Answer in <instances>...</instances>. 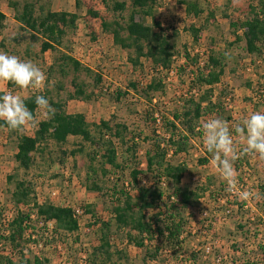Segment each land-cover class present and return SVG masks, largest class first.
Wrapping results in <instances>:
<instances>
[{
	"label": "rangeland",
	"instance_id": "374dc122",
	"mask_svg": "<svg viewBox=\"0 0 264 264\" xmlns=\"http://www.w3.org/2000/svg\"><path fill=\"white\" fill-rule=\"evenodd\" d=\"M25 1L0 0V10L6 14L5 26L0 32V51L32 61L44 71L47 79L42 90L20 89L10 82L0 81V92L4 94L11 91L22 97L45 95L47 99L62 102L68 113H82L87 122L98 123L101 120L114 119V121L126 123L131 130L142 132L139 148L133 155L135 158L127 157V154L122 151L123 148L117 145L119 150L117 160L120 162L123 161V157L129 158V160L125 159L127 163L123 173L112 172L111 175L102 179L99 157L101 151H97L77 136H69L67 142L61 145H57L53 140L48 141L46 145H41L44 148L43 152H32V167L24 173L22 169H17L14 159L15 136L10 134L7 128L0 126V208H5L4 215L0 217L3 220L0 219V222L7 221L14 210L11 197L14 185L6 181V175L10 173H15L19 178H25L32 183L37 201L50 200L56 205L80 207L83 210L78 217V231L69 233L58 230L52 234L53 224L49 223L46 226L48 233L45 230L44 237L52 236L54 240L50 243L47 241L45 244V241L40 239L39 247L30 243L25 252L27 257L30 256L31 259V254L36 255L41 258V264H101L102 255L96 248L100 245V236L105 230L104 224L107 221L110 224L107 237L111 243L109 248L111 258L107 261L108 264H264V252L260 253L262 248L258 247L259 244L264 246V211L262 209L264 195L260 194L258 187L264 178V157L259 154H245V157L240 158L242 161L236 160L233 164L236 184L229 188L227 181L220 176L214 166L212 156L210 162L204 166L196 165L197 158L204 155L203 148H200L201 151L198 148V140L195 141L197 145L191 147L186 154L170 156L167 159L171 162L186 161L190 171L181 179V185L194 186L197 182L202 183L206 177L212 176L216 182H222L225 185L229 191V193L226 192L228 196L224 194L216 201L211 193L209 195L205 193L194 207L179 209L187 223L186 231L190 233L187 234L182 249L176 255L161 250L154 254V242L143 248L127 243L125 236L127 228L115 227L114 220L109 217L112 206L111 188L116 183L117 187L124 186L125 182L131 180L130 167L135 162L140 164L141 184L151 180L146 171L144 152L149 147L148 137L155 138L152 136L153 126L155 125V129L161 134L163 130L159 123L157 125L152 123L150 118L151 115L156 117V115L170 114L175 109H179L182 98H186L189 90V72L177 70L184 58L176 57L168 70L161 66L154 68L150 59H142L141 69H133L127 61L128 51L116 46L111 34L103 29L100 19L90 17L86 12L87 7L91 6L101 16L111 19L113 12L109 8L115 0L105 2L77 0L78 5L75 7L73 5L75 0H29L34 5L37 17L47 10L60 12L69 8L71 12L67 11L68 13H75L78 16L77 28L68 32L65 44L69 43L68 48L71 49L72 56L79 60L83 67L90 70L76 74L77 81L83 83L90 97L88 99L70 98L73 93L71 79L74 73L66 72V69L59 70L60 67L54 61L57 53L50 51L40 53V42L30 39L29 29L24 30L19 27L20 23L15 15L21 12ZM116 1L126 3L122 15L127 19L132 10L130 0ZM248 2V0H205V2L202 0L205 12L197 18L187 16L184 5L179 4L178 0H159L154 8L155 17L164 28L176 29L177 33L173 41L176 43V49L181 53L185 47H188L191 54L197 51L202 59L212 52L225 54L223 61L226 68L221 77L222 82L214 85L212 89L213 100L219 101L222 109L216 108L210 112L208 119H201L202 124L213 118L224 120L227 115L231 116L235 110L228 105L233 98H236V95L242 102L244 101L243 103L252 100L255 103L250 102L251 105L249 104L247 109L245 106L240 107L238 110L241 113L264 112V66H261L263 63L256 64L254 70L251 69L249 63L256 57L247 54L244 49V40L233 42L234 34L229 26L230 18H241L247 12ZM252 2L255 3V0ZM207 12L208 14L212 12L211 16L206 26L201 29L197 42H194L189 26H200ZM135 18L144 24H151V18L148 16L136 13ZM16 36L21 37L19 43L11 39ZM257 57L260 56L257 55ZM51 66L52 69H50ZM97 75L101 78L99 82L94 80ZM153 78L160 80L164 87L157 92L150 91L149 99L148 94L142 90ZM129 82L138 83L137 91L129 86ZM123 92H125L124 95ZM113 116L115 118H112ZM48 117L46 110L38 107L33 121L26 123L19 132L32 136L37 123ZM233 140L238 148L245 143L241 136L233 137ZM77 148H81L82 152L76 153L75 156L69 154L70 150ZM88 154L96 156L93 165L98 167L97 174L99 180H102L101 186L105 196L99 192L89 191L84 186L89 163ZM103 168L107 169L108 165H104ZM191 174L195 176L194 180ZM166 188L167 193L173 189L169 184H166ZM128 191L132 192V189ZM243 192L250 194L248 199H241ZM132 193L135 194V192ZM226 199L230 202L229 204ZM162 202L168 204L167 198L164 197ZM238 204H243V208H240L243 217L238 213ZM165 206L161 205L163 213L168 212ZM19 207L31 210L22 204ZM156 210L148 209L146 216L152 217ZM32 218H36L35 214ZM241 221L244 223L246 234H241L236 227ZM43 227L44 225L41 224L35 226L33 238L39 236ZM147 247H151L148 249L151 253H147ZM206 248H209L208 252ZM153 259L159 261L154 262Z\"/></svg>",
	"mask_w": 264,
	"mask_h": 264
},
{
	"label": "trees",
	"instance_id": "16d2710c",
	"mask_svg": "<svg viewBox=\"0 0 264 264\" xmlns=\"http://www.w3.org/2000/svg\"><path fill=\"white\" fill-rule=\"evenodd\" d=\"M102 1L105 2L106 0ZM248 1L247 12L243 17L229 19V26L234 34L233 42L244 40V49L247 53L262 54L264 57V0H255V3L252 2L253 0ZM158 2L159 0H130L132 10L127 19L122 15L126 6L124 1L115 0L113 2L109 8L113 12L111 19L101 16L91 6L87 7L86 12L88 16L100 19L103 29L111 34L112 41L116 46L128 51L127 61L133 69H141L143 67L142 59H150L154 68L161 66L168 70L176 57L182 56L184 58L177 70H188L189 72V90L186 98H182L179 109H175L170 114L156 115V117L151 115L150 118L152 123H156V125L159 123L161 130H163L161 134L155 129L156 126H153L154 128L151 130H153L152 136L155 138L148 137L150 140L149 147L144 152L146 171L151 180L141 184L139 180L140 164L135 162L130 167L131 180L125 182L124 186L117 187V183L112 186L110 192L112 206L109 210V217L114 220L115 227L127 228L125 236L128 244L142 248L154 242V254L161 250L176 255L182 249L187 234L190 233L186 231L187 223L182 218L179 209L194 207L195 203L197 204L205 193L208 195L211 193L212 198L216 201L226 192L229 193L225 185L222 182H216L212 176L206 177L205 181L197 182L194 186L181 185V179L190 171L186 161L171 162L167 159L170 156L186 154L194 146L196 140L203 145L201 119L216 108L222 109L221 103L213 100L212 89L214 85L220 82L226 64L223 61L225 59L224 53H209L205 57L204 64L200 66L199 53L191 54L188 47H185L182 53L177 50L176 43L173 41V37L177 33L176 29L164 28L155 17L154 8ZM178 3L184 5L185 14L189 17L197 18L205 12L202 0H178ZM76 4L78 5L77 0ZM136 13L150 17L151 24L146 25L137 21ZM211 13L208 14L207 12L208 16L206 15L202 19L200 26H189L194 42H197L198 35L203 26H206ZM15 17L20 23V29H29L31 31L30 39L40 42V53L43 54L47 51L57 53V56H54V61L60 67L59 70L64 71L66 69V72L74 73L71 79L73 93L70 98L88 99L90 94L86 92L83 83L77 81L76 74L90 70L83 67L81 62L72 56L71 49L68 48L69 43L65 44L68 32L77 28V14L47 10L43 15L37 17L33 3L26 0L21 12ZM5 20L6 15L0 10V32L5 26ZM11 39L19 43L21 37L16 36ZM68 40L71 42L70 39ZM52 68L51 66L50 69ZM100 79V76L97 75L94 80L99 82ZM129 86L134 91L138 89V83L129 82ZM163 87L160 80L153 78L145 85L142 92L147 93L150 99V91L157 92ZM122 94L124 95L125 92ZM0 95L3 94L0 92ZM36 96H27L29 99L25 100L26 106L33 113L34 118L38 109L35 104ZM48 100L54 114H48L47 119L40 120L32 136L19 132V130H9L0 120V126L7 128L10 134L15 136L16 152L14 159L17 163V169H22L24 173H27L33 164L32 152L42 153L44 148L41 145L48 144V141L53 140L57 145H61L67 142L69 136H77L88 142L97 151H101L99 157L102 166L100 167L102 179L111 175L112 172L120 171L123 173L126 160H129L127 157H133L139 148L138 145L142 138L141 131L131 130L126 123L114 121V119L90 123L85 120L82 113L66 112L62 102ZM225 119H230V116L227 115ZM118 144L123 148V153L127 154V157H123V161L120 162L117 160ZM78 152H82V149H72L69 154L75 156ZM203 154L197 158L196 165L203 166L210 161L212 154L208 153L205 147H203ZM243 156L245 157V155ZM88 157L89 163L85 173L84 186L89 191L99 192L105 196L101 186L102 180H99L97 174L98 167L93 165L96 156L88 154ZM239 161L242 160L239 159ZM104 165H108V170L103 168ZM194 177L192 176L193 180ZM6 181L14 185L11 192L14 210L7 221L0 222V224L2 223L0 227V264H41V258L38 256L31 254V259L30 256L27 257L25 252L28 250V245L34 243L39 247L41 245L40 239H43L45 244L47 241L50 243L54 240L52 236L51 238L49 236L44 237L45 230L48 233L46 226L49 223L53 224L52 234L58 230L69 233L78 231L79 222L74 209L67 205H56L50 200L37 201L32 183L25 178H19L15 173L7 174ZM261 181L262 184H259L258 187L260 194L263 193L264 195V178ZM166 184L173 187L168 193L166 192ZM129 189H132L135 194L128 191ZM226 195L228 196V194ZM164 197L167 198L168 204L162 202ZM226 202L230 203L227 199ZM21 204L31 208V210L20 208L19 205ZM161 205H166L165 208L168 212L163 213ZM238 205V213L243 217L240 210L243 208V204ZM153 208L157 209L153 216H146V211ZM262 209L264 211V206ZM4 210L5 208H0V217L4 215ZM86 211L89 212L88 209ZM33 214H35V219L32 218ZM39 224L44 225L43 231L39 233L37 238H33L32 233H35V226ZM104 225L105 232L103 231L102 236H100L101 242L96 250L102 255L101 264H108L107 261L111 258L109 251L111 243L107 237L110 224L106 221ZM236 227L241 234H246L247 231L244 230L242 221L238 222ZM258 247L264 248L260 244ZM146 249L147 253H151L148 251L151 247ZM262 249L260 253L261 251L264 252Z\"/></svg>",
	"mask_w": 264,
	"mask_h": 264
},
{
	"label": "clouds",
	"instance_id": "9594fccd",
	"mask_svg": "<svg viewBox=\"0 0 264 264\" xmlns=\"http://www.w3.org/2000/svg\"><path fill=\"white\" fill-rule=\"evenodd\" d=\"M46 75L30 60L5 51H0V81L10 82L20 89L42 90ZM29 97L15 95L11 91L0 95V120L9 130H19L33 121V113L27 108L25 100ZM35 104L54 114L49 100L43 95L35 97ZM203 144L212 154L213 164L220 176L227 181L229 188L236 184L233 164L245 154H259L264 157V112L256 111L243 118L234 128L220 118L210 119L202 124ZM233 133L245 141L241 148L233 140ZM248 192L241 193V199H248Z\"/></svg>",
	"mask_w": 264,
	"mask_h": 264
},
{
	"label": "crops",
	"instance_id": "0c3cea01",
	"mask_svg": "<svg viewBox=\"0 0 264 264\" xmlns=\"http://www.w3.org/2000/svg\"><path fill=\"white\" fill-rule=\"evenodd\" d=\"M74 7L77 5L76 4V0L74 1ZM70 7V6H69ZM71 8H69L68 10H64L65 12H67V11H69V12H71V10H70ZM4 14H5V12L3 11V10H1ZM6 15V14H5ZM145 17H147V16H145ZM146 25H150V24H146ZM248 55H250L251 57L253 56V57H256V59L255 60H252V62H250L249 63V65L251 66V69L252 70H254V67H255V65L256 64H260V63H263L261 66H264V57H263V55L261 54V55H259L260 57L258 58L257 57V53H253V54H250V53H247ZM251 61V60H250ZM225 68H226V66H225ZM251 70V71H252ZM224 73H225V69H224ZM254 76V75H253ZM259 76V75H258ZM222 82V78H221V80H220V82L218 83V84H216V85H219L220 83ZM244 102V101H243ZM242 101H241V99L240 98H238L237 97V95H236V98H233V100L230 102V104L228 105V107L229 108H233V110H235V111H233L232 113H231V116H230V119H224V121L225 122H227L228 124H229V126L231 127V128H234L235 127V125L236 124H238L242 119H243V116L245 115V117H247L249 114H251L250 112H246V113H241L240 112V110H238L240 107H246V109L249 107V104H250V102L252 103V104H255L254 102H253V100L252 101H250V102H248V101H246V103H243ZM251 105V104H250ZM234 106V107H233ZM236 111H237V113H236ZM214 114V113H213ZM248 114V115H247ZM208 117H209V114L208 115H206V116H204L203 118H205V119H208ZM233 137H240L238 134H233ZM203 144V143H202ZM195 146L197 145V144H194ZM204 147V144L203 145H201L200 143H199V146H198V148L200 149V148H203ZM200 151H201V149H200ZM210 162V161H209ZM204 166V165H203ZM143 248V247H142ZM165 252V251H164ZM153 261L154 262H158L159 260H154L153 259ZM146 262H148V260H146Z\"/></svg>",
	"mask_w": 264,
	"mask_h": 264
},
{
	"label": "built area",
	"instance_id": "2783aa9c",
	"mask_svg": "<svg viewBox=\"0 0 264 264\" xmlns=\"http://www.w3.org/2000/svg\"><path fill=\"white\" fill-rule=\"evenodd\" d=\"M204 62H205V57L203 59H202V57H200V59H199V65L202 66L204 64ZM73 209H74L75 215H76V217L78 219V217L82 214V211L83 210L80 207H73ZM78 222H79V219H78ZM208 251H209V248H206V252H208Z\"/></svg>",
	"mask_w": 264,
	"mask_h": 264
}]
</instances>
